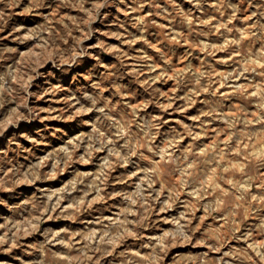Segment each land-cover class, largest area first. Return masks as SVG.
I'll use <instances>...</instances> for the list:
<instances>
[{
	"label": "rangeland",
	"instance_id": "obj_1",
	"mask_svg": "<svg viewBox=\"0 0 264 264\" xmlns=\"http://www.w3.org/2000/svg\"><path fill=\"white\" fill-rule=\"evenodd\" d=\"M0 264H264V0H0Z\"/></svg>",
	"mask_w": 264,
	"mask_h": 264
},
{
	"label": "bare ground",
	"instance_id": "obj_2",
	"mask_svg": "<svg viewBox=\"0 0 264 264\" xmlns=\"http://www.w3.org/2000/svg\"><path fill=\"white\" fill-rule=\"evenodd\" d=\"M244 178H245V177H244ZM249 180H250V179H249ZM247 182H248V179H245L244 182H242V184L245 185V186H246V185L248 186V183H247ZM242 184H241V186H242ZM247 186H246V187H247Z\"/></svg>",
	"mask_w": 264,
	"mask_h": 264
}]
</instances>
